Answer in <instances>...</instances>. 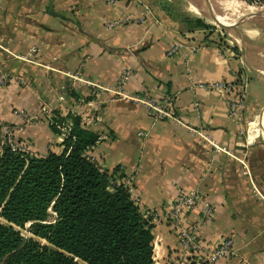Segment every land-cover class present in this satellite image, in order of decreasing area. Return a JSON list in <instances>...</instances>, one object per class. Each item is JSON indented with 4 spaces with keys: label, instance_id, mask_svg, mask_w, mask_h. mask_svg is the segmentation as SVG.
<instances>
[{
    "label": "crops",
    "instance_id": "crops-1",
    "mask_svg": "<svg viewBox=\"0 0 264 264\" xmlns=\"http://www.w3.org/2000/svg\"><path fill=\"white\" fill-rule=\"evenodd\" d=\"M164 6L0 0V66L9 76L0 86V122L16 125L18 145L31 155L60 153L65 138L46 123L42 107L70 125L68 117L77 116L81 127L98 134L87 153L116 180L132 177L138 207L151 219L154 264L182 263L165 216L177 191L194 187L214 208L199 237L234 240V255L209 264H264V141L249 143L245 135L248 120L264 125V12L248 13L227 29L187 30ZM123 18L131 22L105 25ZM175 44L182 46L168 56ZM33 46L38 53L29 61ZM126 69L129 80L113 92ZM240 76L248 87L237 123L227 113V91L208 84ZM145 95H171L174 118L153 120L135 101ZM253 129L251 139L261 134ZM198 215L193 209L185 223Z\"/></svg>",
    "mask_w": 264,
    "mask_h": 264
},
{
    "label": "trees",
    "instance_id": "trees-1",
    "mask_svg": "<svg viewBox=\"0 0 264 264\" xmlns=\"http://www.w3.org/2000/svg\"><path fill=\"white\" fill-rule=\"evenodd\" d=\"M178 21L187 30L210 27L200 18ZM68 118L60 153L2 146L0 264H154L150 217L86 155L99 135L81 127L77 116ZM27 223L31 236L25 238L17 228Z\"/></svg>",
    "mask_w": 264,
    "mask_h": 264
},
{
    "label": "built area",
    "instance_id": "built-area-1",
    "mask_svg": "<svg viewBox=\"0 0 264 264\" xmlns=\"http://www.w3.org/2000/svg\"><path fill=\"white\" fill-rule=\"evenodd\" d=\"M113 1V0H110ZM147 10L148 8L145 7ZM131 22L129 18L117 19L113 21L107 22L105 25L107 28L111 29L115 26L122 25L125 23ZM182 45L175 44L171 48H169L166 52L168 56L173 55ZM38 53V49L36 47H30L27 53V60L32 61L31 58L34 57ZM78 72L72 75V79H78ZM130 78V71L125 70L120 75L117 85L112 90L113 92L120 93L119 87L127 82ZM240 79V81H238ZM237 81H230L225 83H213L208 84L211 88H223L227 91L228 95V107L227 113L230 118L235 120L237 123H241L244 117V109L245 102L247 97V87L248 80L245 77L240 76ZM9 81V76L7 73L3 72L0 66V86H3L5 83ZM91 85V84H89ZM73 82H71V87H73ZM172 96L165 95L162 99L158 100L149 95H145L143 97L135 98V101L145 108L147 114L153 118V120H160L163 118H174V112L171 108ZM196 106H199V103H195ZM42 112L44 113V118L46 123L55 129L58 132L66 137L70 124L65 121H58V118L55 114L46 109V107H42ZM14 113L18 117L27 118V114L23 110H15ZM256 119H250L247 121V127L245 129V135L249 143L254 142L263 132H261V122L257 121L256 126L253 123ZM251 128H255L260 130L261 134L257 137L251 139L250 133L252 132ZM16 125H11L9 123L0 122V153L2 150V146L7 144L12 149H18L20 151H25L23 147L18 145L16 139ZM139 135H146L145 132H139ZM217 148L216 145H213ZM86 155L92 160V156H90L87 152ZM100 169V168H99ZM101 170V169H100ZM102 171V170H101ZM123 183L130 193L131 197L138 202L137 195L132 185V177H128L124 181H118L115 178L111 179V185H119ZM193 209L199 210V215L193 220V222L187 224L185 223V219ZM213 205L210 201L205 197L203 192L199 187H194L191 189L182 190L179 189L176 193V196L173 200L171 208L167 215L166 219L169 221L171 225L174 226L175 232L179 238V245L184 254V258L181 264H209L215 263L221 259L228 258L235 253L234 249V240L233 235H227L221 239L218 243H208L203 241L199 237V232L201 228L210 222L213 217Z\"/></svg>",
    "mask_w": 264,
    "mask_h": 264
},
{
    "label": "rangeland",
    "instance_id": "rangeland-1",
    "mask_svg": "<svg viewBox=\"0 0 264 264\" xmlns=\"http://www.w3.org/2000/svg\"><path fill=\"white\" fill-rule=\"evenodd\" d=\"M160 4L164 2V8L166 12L170 15L171 18L175 20L184 17L189 18H200L206 22L210 27L220 29L217 25L216 20L222 21L225 25H232L237 22L239 18L243 17L248 13L264 12L263 4H249V0H153ZM254 1V0H251ZM197 4L199 9L198 12H194L196 8L192 4ZM196 5V6H197ZM224 25V24H223ZM261 132L264 131V125H260ZM263 128V130H262ZM264 141L263 135L259 136L256 140ZM22 146V145H19ZM49 220H53V213L49 210ZM29 225L27 223L24 228H17L21 235L25 238L30 237L31 233L29 232ZM44 243V242H43Z\"/></svg>",
    "mask_w": 264,
    "mask_h": 264
},
{
    "label": "water",
    "instance_id": "water-1",
    "mask_svg": "<svg viewBox=\"0 0 264 264\" xmlns=\"http://www.w3.org/2000/svg\"><path fill=\"white\" fill-rule=\"evenodd\" d=\"M259 12H262V11H259ZM259 12H254V11H252L251 14H253V13H259ZM216 22H217V25H218L220 28H223V29H227V28L233 26V25H223L222 23L218 22L217 20H216Z\"/></svg>",
    "mask_w": 264,
    "mask_h": 264
},
{
    "label": "bare ground",
    "instance_id": "bare-ground-1",
    "mask_svg": "<svg viewBox=\"0 0 264 264\" xmlns=\"http://www.w3.org/2000/svg\"><path fill=\"white\" fill-rule=\"evenodd\" d=\"M193 9H194V12H198V10L196 8L193 7ZM217 21L225 25V23H223L222 21H219L218 19H217ZM251 129H252V132L250 134H254L255 133L254 129L253 128H251Z\"/></svg>",
    "mask_w": 264,
    "mask_h": 264
}]
</instances>
